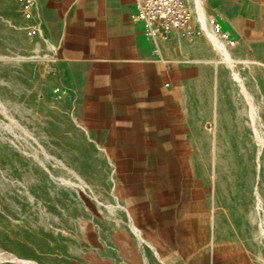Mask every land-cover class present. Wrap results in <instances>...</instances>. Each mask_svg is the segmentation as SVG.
Wrapping results in <instances>:
<instances>
[{"label":"rangeland","instance_id":"rangeland-1","mask_svg":"<svg viewBox=\"0 0 264 264\" xmlns=\"http://www.w3.org/2000/svg\"><path fill=\"white\" fill-rule=\"evenodd\" d=\"M188 2L189 29L170 33L178 35L175 42L170 35L160 41L166 70L177 65L197 73L181 85L187 94L196 91V106L180 111V132L191 140L173 143L178 156L169 159V176L182 200L210 202V257L264 264V67L215 63L221 54L207 34L234 58L264 60V0ZM237 16L242 23L233 20ZM27 24L15 0H0V264L158 262L123 205L112 161L88 141L64 102L55 48L42 35H29ZM233 69L247 89L259 92L261 139L232 123L233 113L241 112L252 127L248 108L233 106ZM216 72L223 77L224 115Z\"/></svg>","mask_w":264,"mask_h":264},{"label":"crops","instance_id":"crops-1","mask_svg":"<svg viewBox=\"0 0 264 264\" xmlns=\"http://www.w3.org/2000/svg\"><path fill=\"white\" fill-rule=\"evenodd\" d=\"M135 11L133 0H36L34 16L55 48L64 102L88 141L112 161L123 205L157 255L154 264H254L209 256L210 202L182 200L169 176V159L178 156L173 143L191 140L180 132V111L196 106V91L187 94L181 85L197 73L177 65L166 70L160 43L173 31L155 44L134 21ZM191 94L193 103L182 102Z\"/></svg>","mask_w":264,"mask_h":264},{"label":"built area","instance_id":"built-area-1","mask_svg":"<svg viewBox=\"0 0 264 264\" xmlns=\"http://www.w3.org/2000/svg\"><path fill=\"white\" fill-rule=\"evenodd\" d=\"M22 9L26 21L25 25L29 35L42 33L40 23L35 19L34 10L36 0H15ZM136 11L134 21H140L145 26L146 35L157 43V39L168 33L189 29L192 20V9L188 0H133ZM204 2L207 0H199ZM217 27V26H216ZM218 28V27H217ZM227 38V35H223ZM157 50V49H156ZM60 97L63 95L60 89H56Z\"/></svg>","mask_w":264,"mask_h":264},{"label":"bare ground","instance_id":"bare-ground-1","mask_svg":"<svg viewBox=\"0 0 264 264\" xmlns=\"http://www.w3.org/2000/svg\"><path fill=\"white\" fill-rule=\"evenodd\" d=\"M196 1V0H195ZM200 3V2H199ZM198 3V4H199ZM200 6V5H199ZM201 7V6H200ZM199 7V10H200ZM195 8H197L195 6ZM202 8V7H201ZM203 11H201L202 13ZM207 29V27H206ZM207 31V30H206ZM209 35V37L212 39L213 41V47L216 48V50L221 54V56L217 59V60H213L215 63H222L224 65H229V66H233V64L235 62H242V63H248L251 66L253 64H259L262 65L264 67V60H260L258 58H255L253 56L248 55L245 59L240 60L239 58H234L223 46L220 42L217 41V38L214 36L213 33L208 32L207 33ZM159 44V43H158ZM157 47V46H156ZM209 50V49H208ZM157 52V51H156ZM211 52V51H210ZM153 55V54H152ZM193 57V56H192ZM197 57V56H196ZM189 58V57H187ZM243 58V57H242ZM216 59V58H215ZM208 60V59H207ZM187 61H194L193 59H189ZM196 61V60H195ZM206 61V60H205ZM204 61V62H205ZM175 63V61H173ZM167 63V62H166ZM177 63V62H176ZM183 63V61L181 62ZM185 64V63H184ZM216 78H217V82H218V87H217V96L220 98L219 99V104H220V114L224 113V108L222 105V91H223V77L219 75L218 72H216L215 74ZM215 78V80H216ZM255 78V77H254ZM231 79L233 80L232 82H230V86H229V90L230 93H232V96H234L233 99H235L234 103L235 105L233 106H237L239 108L245 109L248 108V116H249V122L250 125L252 126L250 128L245 126L244 123V118H242L241 116L243 115V113L241 112H235L233 113V117H232V123L234 122V120H236L237 125H241V128L243 129V131H248L255 135L256 137H258L259 139H261L259 132H258V128L256 126V120H255V107H257V99H258V94L259 92L255 89H247V87L245 86V83L242 81L241 75L239 73V70L237 69H233L231 72ZM258 93V94H257ZM216 105V103H215ZM240 113V114H239ZM242 114V115H241ZM224 115V114H223ZM217 116V115H216ZM215 116V117H216ZM244 116V115H243ZM247 132V133H248ZM227 135L233 136L231 133H226ZM249 144V143H248ZM250 148L253 147V145H250ZM250 154V153H249ZM251 155V154H250ZM250 160V158H248ZM167 181V180H166ZM167 185V184H166ZM215 256V255H214ZM213 256V257H214ZM215 258V257H214Z\"/></svg>","mask_w":264,"mask_h":264}]
</instances>
